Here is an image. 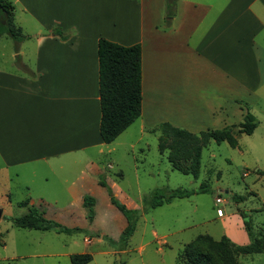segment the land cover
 <instances>
[{"label":"crops","instance_id":"crops-1","mask_svg":"<svg viewBox=\"0 0 264 264\" xmlns=\"http://www.w3.org/2000/svg\"><path fill=\"white\" fill-rule=\"evenodd\" d=\"M8 1L28 49L19 46L13 69L0 68V171L10 182L25 178L32 190L46 168L53 179L37 186L41 201L48 191L58 195L62 182L68 207L84 214V197L107 194L102 175L116 199L115 191L128 198L100 162L86 157L132 149L126 132L135 122L140 135L162 123L195 134L200 132L191 127L204 115L222 123L220 130L232 126L221 120L228 109L242 121L252 103L264 100V0H175L171 12L168 0ZM101 38L141 46V114L109 144L99 134ZM81 165L78 173L64 175ZM127 209L140 206L130 202ZM223 222L232 243H249L238 215Z\"/></svg>","mask_w":264,"mask_h":264},{"label":"rangeland","instance_id":"rangeland-1","mask_svg":"<svg viewBox=\"0 0 264 264\" xmlns=\"http://www.w3.org/2000/svg\"><path fill=\"white\" fill-rule=\"evenodd\" d=\"M15 26L19 28L16 23ZM26 41L17 45L7 36L0 37V68L13 69L19 60L16 57L19 46L24 52L28 49ZM22 60L26 61L24 56ZM259 101L252 103L249 110L257 123L253 133H235L237 146L234 148L226 142L210 141L201 152L196 179L173 170L167 151L163 154L158 151V132L140 135L138 122L126 132V142L133 144L132 149L121 147L111 155L97 157L94 152L86 157L97 160L108 170L107 176L117 180L128 194L124 198L115 191L118 202L126 208L130 202L135 203L140 209L130 210L136 212L142 210L143 200L156 190L203 189L188 198L136 213L134 231L124 245L120 238L127 220L109 202L105 192L96 199L92 197L96 212L93 205L90 219L84 206V214L76 206L68 207L70 199L64 194L62 187L66 185L62 182L58 184V195H50L48 191V199L41 201L37 197V186H48L53 179L46 168H40L32 190L24 186L25 178L10 182L6 173L0 171V264H71L70 256L77 254L91 255L88 264H177L183 247L196 237L208 235L218 241L223 236V221L232 215H238L242 224L247 222L249 228L244 232L249 242L264 237V100ZM236 114L231 108L227 118H221L234 131L242 122ZM196 122L191 127L193 132L222 126L204 115ZM112 162L116 165L107 168ZM82 168L83 165L72 166L64 175L72 176ZM103 177L100 178L104 180ZM216 199L221 200L220 204H216ZM29 201L34 202L32 207L46 220L77 231L65 234L15 227L12 220L28 214ZM236 260L238 264H264V253L238 255Z\"/></svg>","mask_w":264,"mask_h":264},{"label":"trees","instance_id":"trees-1","mask_svg":"<svg viewBox=\"0 0 264 264\" xmlns=\"http://www.w3.org/2000/svg\"><path fill=\"white\" fill-rule=\"evenodd\" d=\"M175 0H168L167 9L171 12ZM60 36L57 29L52 31ZM7 36L17 45L28 37L14 24V7L8 0H0V37ZM63 39L65 37H62ZM98 55V85L100 101L99 134L104 144L114 141L127 127L136 121L141 114V46H121L103 38L97 43ZM257 126L255 118L247 112L237 131L233 126L220 130H208L198 134L190 133L184 129L162 123L157 127L158 151L163 154L167 151V160L173 170L184 175H191L195 179L199 175L201 152L210 141L216 143L226 142L231 147L237 146L235 133L251 135ZM101 186L106 188L110 203L114 205L126 218L125 227L120 242L123 245L134 231L136 213H143L169 204L175 199L188 198L202 192L198 190H156L143 200L140 212L127 209L118 202L102 178ZM27 204V202H26ZM94 199L83 198V206L88 209V217L93 216ZM15 227L26 230L55 231L56 233L70 234L77 229H68L57 223L46 220L43 215L32 206L28 214L13 219ZM244 229H248L247 222L243 221ZM264 253V237L254 238L247 245L238 246L226 236L218 241L208 235H200L187 243L177 259V264H238V255ZM92 260L89 254L70 256L71 264H88Z\"/></svg>","mask_w":264,"mask_h":264},{"label":"built area","instance_id":"built-area-1","mask_svg":"<svg viewBox=\"0 0 264 264\" xmlns=\"http://www.w3.org/2000/svg\"><path fill=\"white\" fill-rule=\"evenodd\" d=\"M216 204H220L221 200L220 199H216Z\"/></svg>","mask_w":264,"mask_h":264},{"label":"water","instance_id":"water-1","mask_svg":"<svg viewBox=\"0 0 264 264\" xmlns=\"http://www.w3.org/2000/svg\"><path fill=\"white\" fill-rule=\"evenodd\" d=\"M0 216H1V211H0Z\"/></svg>","mask_w":264,"mask_h":264}]
</instances>
